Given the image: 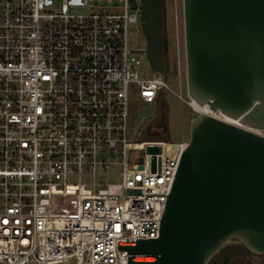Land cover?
<instances>
[{
	"label": "built area",
	"instance_id": "built-area-1",
	"mask_svg": "<svg viewBox=\"0 0 264 264\" xmlns=\"http://www.w3.org/2000/svg\"><path fill=\"white\" fill-rule=\"evenodd\" d=\"M140 5L0 0V264H127L119 242L159 237L188 142L131 138L133 101L168 89L128 47Z\"/></svg>",
	"mask_w": 264,
	"mask_h": 264
},
{
	"label": "water",
	"instance_id": "water-1",
	"mask_svg": "<svg viewBox=\"0 0 264 264\" xmlns=\"http://www.w3.org/2000/svg\"><path fill=\"white\" fill-rule=\"evenodd\" d=\"M140 3L138 53L166 77L162 0ZM182 16L187 95L221 117L191 121L159 237L119 242L127 264H208L231 241L264 255V0H182Z\"/></svg>",
	"mask_w": 264,
	"mask_h": 264
},
{
	"label": "rangeland",
	"instance_id": "rangeland-1",
	"mask_svg": "<svg viewBox=\"0 0 264 264\" xmlns=\"http://www.w3.org/2000/svg\"><path fill=\"white\" fill-rule=\"evenodd\" d=\"M162 4L164 8L163 36L169 62L166 71L168 89H163L158 93V98L152 106L140 104L137 98L133 101L130 109L131 138L133 137L136 143L147 141L189 142L190 123L198 114L188 106L191 99L186 90L182 0H162ZM175 7L178 12L177 34L173 21ZM137 29L134 26H130L128 29V47L131 50H141L146 46L142 32L138 33ZM134 57L139 60L137 66L139 76L144 79L151 78L155 72L151 70L145 56L142 53H137ZM129 155L131 158L141 161V156L144 153L131 152ZM239 246L243 248L239 252L234 251V247ZM225 258L239 260L238 264H264V255H255L236 241L229 242L211 261L222 264Z\"/></svg>",
	"mask_w": 264,
	"mask_h": 264
},
{
	"label": "bare ground",
	"instance_id": "bare-ground-1",
	"mask_svg": "<svg viewBox=\"0 0 264 264\" xmlns=\"http://www.w3.org/2000/svg\"><path fill=\"white\" fill-rule=\"evenodd\" d=\"M192 107L198 112V113H204L211 116H215L217 118H220L221 116L217 112H213L209 109L207 105H200L196 103L195 101L192 102Z\"/></svg>",
	"mask_w": 264,
	"mask_h": 264
},
{
	"label": "trees",
	"instance_id": "trees-1",
	"mask_svg": "<svg viewBox=\"0 0 264 264\" xmlns=\"http://www.w3.org/2000/svg\"><path fill=\"white\" fill-rule=\"evenodd\" d=\"M162 16H164V8H163V4H162ZM164 53H165V55H166V47H165V43H164ZM241 248H243L242 246H239V247H234V251H237V252H239L240 251V249ZM239 263V260H235V259H227V258H225V259H223V262H222V264H238ZM208 264H216V262L215 261H210Z\"/></svg>",
	"mask_w": 264,
	"mask_h": 264
},
{
	"label": "flooded vegetation",
	"instance_id": "flooded-vegetation-1",
	"mask_svg": "<svg viewBox=\"0 0 264 264\" xmlns=\"http://www.w3.org/2000/svg\"><path fill=\"white\" fill-rule=\"evenodd\" d=\"M166 54H167V53H166ZM162 59H163V61H164L165 68H166V71H167L169 62H168V59H167V55H165V53H164V50H163V54H162ZM153 135H154V134H153Z\"/></svg>",
	"mask_w": 264,
	"mask_h": 264
}]
</instances>
